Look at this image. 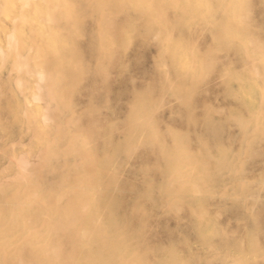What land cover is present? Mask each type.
<instances>
[{"label": "clouds", "instance_id": "9594fccd", "mask_svg": "<svg viewBox=\"0 0 264 264\" xmlns=\"http://www.w3.org/2000/svg\"><path fill=\"white\" fill-rule=\"evenodd\" d=\"M0 264H264V0H0Z\"/></svg>", "mask_w": 264, "mask_h": 264}]
</instances>
